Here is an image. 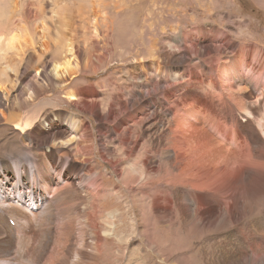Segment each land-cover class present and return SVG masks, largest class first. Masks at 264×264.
I'll return each mask as SVG.
<instances>
[{
	"label": "bare ground",
	"instance_id": "6f19581e",
	"mask_svg": "<svg viewBox=\"0 0 264 264\" xmlns=\"http://www.w3.org/2000/svg\"><path fill=\"white\" fill-rule=\"evenodd\" d=\"M119 2L121 3V0L115 4V9H123V4ZM84 7V4L76 6L78 12ZM40 10H43L42 7ZM58 12L61 15L71 13L65 6ZM192 12L193 15L197 14ZM97 14H93V20L94 27L99 28L102 14ZM55 25L59 29L57 24ZM4 29L0 26V64L5 62L9 65L5 71H0V264H99L106 260L105 249H101L106 237L114 235L118 225L114 220L115 215L109 214L110 220L103 218L105 211L99 208V202L104 196L108 198L111 190L105 186L101 175L96 174L95 168L90 166L96 154L93 150L90 125L88 126L82 117L67 116L58 109L51 114V118L41 116L39 104L43 101H38V89L32 85L26 88L22 86L29 77V72H18L15 67H11L13 62L10 53L22 52L21 55L25 56L28 53V45L32 42L29 43L28 38L20 37L19 33L14 34L13 29ZM189 30V33H183L178 39L168 36L159 39V43L157 40L152 42L151 60L142 59L135 65L140 72L137 76L144 78V85L136 86L137 88H131L132 85L126 87L127 98L130 99L114 100L105 117L100 115L99 102L94 101L99 95L95 88L70 91L66 96L72 105L85 113L94 114L104 126L112 124L111 137L117 138V143L123 145L122 153L124 147L128 149L124 154L126 160L128 157L135 158L132 170L123 174L118 167L120 162L124 161L123 158L114 161L107 159L108 138L100 140L105 162L113 168L119 178L123 176L122 183L127 189H131L136 198L140 238L152 251L160 253L158 214L163 217L171 214V220L174 221L170 212L173 202H167L166 206L162 198H176L180 212L190 216L188 224H184L188 234L199 233L207 224L214 226L217 231L225 228L246 214L243 212L241 216L245 203L248 204H245V208L250 214L259 216L260 205L264 204V98L260 97L262 93L258 94L260 90L264 92V48L252 42L244 46L233 42L230 50L236 54L229 64L222 58L223 49L193 46L191 53L194 57L187 62L186 58L190 56L188 54L183 60L176 57L177 53L181 52L182 42L208 40L207 37L218 39L222 36L227 42H232L227 32L214 26H209V31L198 26ZM44 34L47 32L44 31ZM70 39L62 38L61 35L60 39H56L58 47L51 45L50 41L47 42L46 45H51L50 47L57 51V58L51 63L52 77L44 67L36 73L37 79L46 81L40 89L54 91L50 83L54 80L53 77L60 85L77 74L80 65ZM165 42H168L170 47ZM172 42L176 45H172ZM204 57L210 58L207 63L193 65ZM95 60L102 62L100 56ZM86 66L94 70L96 63L88 58L84 68H87ZM154 73L161 78L158 82L154 80ZM186 77H189L187 81L183 79ZM178 78L181 84L178 85L183 86L179 89L177 81L173 82ZM181 79L184 81L181 82ZM149 86L153 88L150 89ZM101 87L103 86L100 85L99 88ZM141 88H147L146 95H143L144 90ZM28 93H31L30 98L27 97ZM158 93L164 94L172 103L168 114L171 117L166 120L160 104L156 106L155 131L161 136L159 139L152 136L153 150L146 145V150L143 151L142 144L137 139L139 132H135L132 122L144 124L145 127L147 120L143 115L151 116L152 113L146 114L140 95L148 98L153 104L152 98ZM23 94L24 97L20 98ZM175 96L177 98L172 100ZM157 97L159 99L158 95ZM79 98H82L81 103L78 102ZM28 107L30 108L26 110ZM121 110L131 111L122 117L124 113ZM45 117L47 126H42L40 120ZM150 120L148 119V123ZM164 123L167 126H164ZM66 124L72 128L71 132L64 128L67 127ZM150 129L144 130L149 133ZM133 137L136 140L131 143ZM59 140L61 141L58 142ZM141 141L143 143L144 139ZM229 143L231 147L228 146ZM152 159L156 163L155 166ZM64 161L68 164L64 166L65 170L62 168ZM26 163L31 164V170ZM168 170H171L172 174L175 172L173 177H163L169 189L173 182L186 185L189 189L181 187L166 190L164 184L154 186V182L158 180L156 173ZM147 172L151 173L152 177L147 176ZM11 190L13 193H9ZM116 192L120 194V190L117 189ZM250 200L254 204H251ZM188 201L192 204L191 208L186 204ZM205 206H210L206 208L208 211L204 209ZM216 208L218 211H215ZM120 217L121 214L118 218ZM10 220L15 224L11 225ZM105 225L112 228L108 230ZM133 228H136L135 225ZM104 233L106 237H103ZM125 236L122 233L117 240L122 242L126 253L133 238L126 239ZM254 237L260 240L258 236ZM182 255L178 256L177 262L188 264V259ZM163 260L167 261V258ZM234 261L236 264H244L247 261L251 264H264V253L258 248L249 256H236Z\"/></svg>",
	"mask_w": 264,
	"mask_h": 264
},
{
	"label": "rangeland",
	"instance_id": "374dc122",
	"mask_svg": "<svg viewBox=\"0 0 264 264\" xmlns=\"http://www.w3.org/2000/svg\"><path fill=\"white\" fill-rule=\"evenodd\" d=\"M80 1L0 0V8L2 9L0 10V26L3 30H5L4 28L6 27L8 29H13L14 34L17 35L19 33L20 37L23 36L25 39L28 38L27 41L29 43L32 42L28 45V53L25 56L21 55L22 52L10 53L12 56L11 62H13L11 67H15L14 69L18 72H23L25 70L29 72V77L25 79L22 86L26 88L32 85L38 89V101H43H39V105H41V116L46 115L51 118V114L55 111V109H58V111H62V113L67 116L82 117L83 120L87 122L88 126L90 125L89 127L92 132V141L94 142L93 150L96 153L94 157L95 159H93L94 161L90 163V166L95 168L96 174L101 175V179L104 181L105 186H108L111 190L109 193L110 195L106 194L107 196L109 195L108 198H105L106 196H104L99 202V208H102L105 211L103 218L105 217L110 220L111 218L109 217V214L115 215L114 217L116 218L114 220H116V224L118 225L117 230L114 231V235L106 237V234H103V237H106V242H104V246L101 249H105L104 256H106V260H102L99 264H179L177 259L178 256H181L182 254V256H186L188 259V264H236L234 260L238 255L249 256L253 253V251L258 250V248H260L261 252L264 253V204L260 205L261 208L258 211L259 216L257 215L254 217V213H252L253 215L250 214V212L245 208V204L247 203L244 202L245 204L243 206L241 216L244 213H249L250 215L244 214L246 217L243 215L242 217L244 218H237V223H229L225 226V228L222 227L218 231L215 230L214 226H209V224H207L205 228L199 230V233L188 234V230L184 224H188L190 216L187 217V215L180 212L178 204L175 201L176 198H162L164 205H166L169 201L171 203L173 202V209L170 212L174 217H172L174 221L171 220V214L167 217H163L158 214L159 221L157 229L162 254L158 251H152L140 238V229L137 226V221L139 219L136 217L138 215L136 198H134L131 189H127L124 186V183H122L123 176L119 178L113 168L105 162L100 146V140H106L108 138L106 140L108 141L107 148L109 149V152L106 155L107 159H112L114 161L118 158H123L124 161H121L120 165H118L119 170H121L123 174L129 173L132 170L134 166L133 160L135 158L132 157V159L128 157L126 160L127 157L124 154L128 151V149L126 150L124 147V151L122 153L121 146L123 147V145L117 143L119 142L117 138L111 137L112 133H110V131L113 127L112 124L104 126L100 123V119H98V117L94 114L83 112L74 104L72 105V103L66 98L68 92L70 91L78 92L82 89L88 90V88H95L99 95L94 101L99 102L100 115L105 117L106 113H109V109H111V104L114 103V100L117 98L123 101L124 99H130V97L127 98L128 94L126 93V87L132 85L131 88H133L144 85V78L137 76L140 75V72L136 69L135 65L138 64L137 61L142 59L146 61L151 60V51L153 49L150 46L152 45V42L157 40L159 43L161 42L159 39L168 36L178 39L183 36V33H189V29L191 27H204L209 31V26H214L216 29L227 32L232 39V42H227L224 36L218 39H214V37H207L208 40H193L189 43L182 42L180 46L181 52L176 50L179 53H177L176 57L181 60L184 59L186 54L190 55L188 57L186 56L187 58L185 57L186 61H189L194 57L193 53H191V48L193 46H200V48L210 46L223 49L224 53L222 58L225 59V63L232 61L236 54L230 50L233 47V42L238 45L240 44L241 46L252 42L254 45L264 48V0H121L123 9L121 8L120 10L115 9V4L118 0ZM121 3L119 2V4ZM80 4H84L86 7L78 12L76 6ZM63 6L68 8L71 13L68 12L67 14L63 13V15H61L58 10ZM11 7L16 10L14 11L13 9H10ZM41 7L43 9L42 11L40 10ZM192 11H195L197 14L193 15ZM94 12L98 13L97 15L102 14L100 16L102 19L101 27L99 28L94 27ZM13 13L15 15H13ZM55 16H57V18ZM50 17L52 19H49ZM58 18L59 20H57ZM55 20H57V22ZM59 23L65 25L62 27ZM55 24H57L59 29H57ZM60 29L62 30L59 31ZM56 30H58V32ZM44 31H46L47 34H44ZM207 33L209 36H212L210 32ZM56 34H58V36ZM61 35L62 38L66 37L67 39H72L74 51L76 52L75 57L80 65V68L72 79H68L65 83L62 82L60 85L57 84L58 80L53 77L54 80L50 83H52L54 91L51 89L44 91L40 89V87L42 84H46V81L37 79L36 73L40 72V70L44 67L47 69V72H49L48 74L51 75V63H53L54 59L57 58V51L50 46L55 45V47H58L59 44L56 43V39H60ZM48 41L51 43L49 46L46 45L48 44ZM165 44L170 47L168 42H165ZM171 44L176 45L174 42ZM38 54H42L41 57H38ZM63 55L65 54L63 53ZM99 56L102 59V62L100 61L98 63L95 58ZM88 58H91L93 62L96 63V68L98 67V69L94 68V71L92 67L89 68L86 66L87 68H84V64L87 63ZM208 59L210 58H201L193 65H200L203 62L207 63ZM187 62L185 63V66L187 65ZM6 64L7 63L5 62L0 64V71L1 69L4 71L6 70V67L9 65ZM153 75L155 76V81L158 82L161 79L155 73ZM0 78L2 79L1 75ZM128 79L130 80L128 81ZM178 79H175L173 82L175 83L177 81L176 84L181 85L180 79ZM183 79L186 80L189 79V77ZM184 80L181 79V82ZM133 84H135V86ZM100 85L103 87L99 88ZM179 85L178 89L183 87ZM149 87L150 89L153 88L152 86ZM146 89H143L145 91H143V95H146ZM116 90L119 93H117ZM30 94L31 93H28L27 97H29ZM258 94H261V99L264 98V92H261L260 90ZM157 95L159 96V99ZM161 95L163 97H161ZM141 96L142 95H140V101L143 102V109L146 110V114H152L151 116L150 114L148 116L143 115V118H146L147 120L145 127L144 124H137L135 122L132 123L135 125V132L137 134L139 132L137 139H139V142L142 144L141 148H143V151L146 150V145L148 148H152L151 150H153V146H151L153 137L159 139L161 136L155 131L156 122L154 121V118L156 117L155 113L156 108L158 107L157 105L160 104L163 112L165 113V119L167 120L171 117L168 114L172 109V103L166 99L164 94H156L155 97L152 98L153 104L148 98L146 99L145 96ZM23 97L24 94L20 96V98ZM176 98L177 97L175 96L172 100ZM81 100L82 98H79L78 102L81 103ZM52 102L56 104H50ZM26 106L27 104L24 105V107ZM29 108L30 107L26 108V110ZM121 111H123L124 114L122 117H124L125 114H130L131 110ZM45 119L46 117L40 120V124H42V126H47ZM148 119H151L149 123ZM158 123L160 122H157V124ZM164 126L167 125L164 123ZM64 128L69 129L70 132L72 130V128L68 125ZM143 128H151V133H146ZM162 134L165 133L162 132ZM132 139L131 143L136 140L134 137ZM142 139H144L145 143H142ZM60 141L61 140L58 142ZM228 146L231 147V144L229 143ZM150 156L155 158L153 157L154 155ZM152 161L154 162V159H152ZM26 164L31 170V164ZM63 164L62 168L65 170V167L68 164L66 161H64ZM82 164H84V162ZM155 165L156 163L154 162V166ZM174 173L175 172L173 171V174ZM81 174L83 175V173ZM173 174L171 170H168L167 172L158 171L155 175L158 180L154 182V186L159 187L164 184L166 186V190H168L169 185L163 177L166 175L173 177ZM147 176L152 177V174L147 172ZM160 181L163 182L161 183ZM182 185L183 184H174L173 182V186H171L169 190L174 188L176 190V188L178 189L181 187L186 190L189 189L186 185ZM116 188L120 190V194L116 192ZM114 190L116 193H113ZM9 193H13V191L11 190ZM181 199L185 200V198ZM190 201L186 202V204L187 206L190 205L191 208L192 204ZM251 204L254 203L252 202ZM208 207L210 206H205L204 209L206 210ZM216 210L218 211L217 208L215 211ZM120 214L121 217L119 219L118 216ZM239 220L241 223H239ZM133 225H135L136 228H133ZM105 228L109 230L112 227L105 225ZM122 233L123 235H126V239L133 238V241L130 243L129 250L126 253L122 242L117 240L118 236H121ZM254 235L258 236V239L260 240H256L257 237L255 238ZM246 245L248 247H246ZM169 252L172 254H169ZM219 252L220 254H218ZM233 253H235V255ZM163 254L165 256H163ZM222 257L224 261L222 260ZM163 258H167V261H164ZM244 264L251 263L247 261Z\"/></svg>",
	"mask_w": 264,
	"mask_h": 264
}]
</instances>
